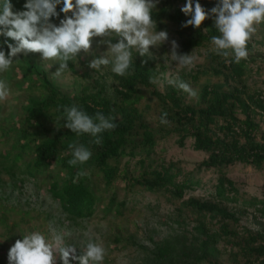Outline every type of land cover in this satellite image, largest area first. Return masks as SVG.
Segmentation results:
<instances>
[{
  "label": "trees",
  "instance_id": "trees-1",
  "mask_svg": "<svg viewBox=\"0 0 264 264\" xmlns=\"http://www.w3.org/2000/svg\"><path fill=\"white\" fill-rule=\"evenodd\" d=\"M23 2L12 0L13 10L21 9ZM201 3L208 10L215 0ZM181 5L159 0L153 19L158 30L167 31L165 22L175 28L181 53L205 50L203 63L173 77L189 86H200L201 79L205 80L195 100L187 102L188 92L175 85L159 91L157 79L165 66L155 52L150 58L134 55L132 71L124 77L112 73L111 66L110 81L104 77L98 81L86 73L83 85L72 95L52 84L29 57L21 56L23 75L32 74L39 81L40 96H29L25 116L17 126L7 129L15 139L9 149L0 150V187L3 181L13 190L18 182H31L36 188L46 186L72 225L88 220L97 210L105 216L122 217L132 209L130 194L159 195L181 219L174 221L178 229L172 235L154 241L150 238L152 248L138 246L145 253L141 264H264V224L257 221L264 219V199L245 198L225 171L236 164L264 168V93L248 82L253 66L257 75L264 74V55L255 52L256 45L262 43L248 42L247 59L226 64L210 50V37L219 35L214 20L202 24L205 31L182 28L186 17L180 12ZM145 59L147 62H142ZM69 67L73 70L72 65ZM144 99L146 104L140 107ZM72 104L89 115L100 112L114 118L116 128L102 133L101 144L93 143L88 134L77 136L58 121L57 108ZM162 112L168 114L166 125L160 123ZM170 137H176L180 148L191 138L192 149L205 158L189 172L179 163H165L157 146ZM69 143L88 147L90 160L70 166ZM205 171L217 174L213 193L209 198H185L200 186L197 176ZM221 203H239L241 209L231 211ZM183 209L195 217L189 227ZM248 216L261 228L252 230L242 225L243 217ZM113 238L116 244L122 241L117 234Z\"/></svg>",
  "mask_w": 264,
  "mask_h": 264
},
{
  "label": "clouds",
  "instance_id": "clouds-1",
  "mask_svg": "<svg viewBox=\"0 0 264 264\" xmlns=\"http://www.w3.org/2000/svg\"><path fill=\"white\" fill-rule=\"evenodd\" d=\"M159 0H24L22 8L13 10L12 0H0V74L8 73L21 56L40 54L51 61L53 76L71 71L69 61L76 63L78 54L88 53L92 41L105 50L94 56L87 67L94 72L111 66V72L124 77L132 71L134 55L152 57L151 49L168 40L167 31L156 30L154 8ZM212 0H209L211 3ZM206 10L201 0H184L180 12L186 17L182 28H201L206 20H214L219 35L210 37L211 51L225 63H240L248 57L247 44L264 24V0H215ZM170 57L179 66H190V53L179 51V42L170 41ZM147 62V59L142 61ZM179 89L194 95L190 86L178 78L169 80ZM11 95L10 83L0 78V102ZM61 127L77 136L90 135L95 144L102 143V133L116 128L114 118L97 112L89 115L76 104L59 106ZM167 112L160 116L168 124ZM57 124V122H56ZM59 128V127H57ZM70 166L88 162L92 152L79 143H69ZM83 175V173H80ZM8 248L7 264H104L107 254L102 243L83 241V248L66 243L64 234L51 235L28 231ZM7 240V239H6ZM5 240L0 241L3 243Z\"/></svg>",
  "mask_w": 264,
  "mask_h": 264
},
{
  "label": "rangeland",
  "instance_id": "rangeland-1",
  "mask_svg": "<svg viewBox=\"0 0 264 264\" xmlns=\"http://www.w3.org/2000/svg\"><path fill=\"white\" fill-rule=\"evenodd\" d=\"M183 1L174 0V3L176 6H180ZM158 5L159 2L155 8ZM165 23L168 28V40L151 49V52H155L165 66L164 74L157 79V87L160 92H164L168 86L174 85L169 83V80H173L174 76L184 75L194 66L203 63L205 58V50L196 49L190 53L193 58V63L190 66H179L174 62L170 57V41L172 39L177 40L174 34L175 28L171 24ZM98 39L92 41V48L88 53L82 51L78 54L76 63L69 61L73 70L59 77L51 74L55 70V68L50 69L52 62L41 59L40 54L25 56L29 57L32 63H36L39 69L46 73L52 84L56 85L63 93L72 95L83 85L86 80V73L97 78L98 81L103 77L110 81L108 76L110 65L103 68L101 72H94L87 67L94 56L105 50V46H97ZM249 42L262 43L256 45L255 52L264 55V27L262 24L257 26V31L252 35ZM252 68L253 73L250 74L248 82L257 85L264 93V74L257 75L256 66ZM22 70H24V64L19 62L14 64L13 69L8 73L0 74V78L7 79L11 87V95L7 100L0 102V118L3 124V129H0V150L9 149L12 141H14L15 138L7 129L12 125L17 126V123L23 119L26 114L24 106L29 96H40L39 81L32 74H26L25 77ZM204 83L205 80L201 79L199 85ZM200 86H190L194 95L187 93V102L197 98ZM145 104L146 100L144 99L140 107ZM241 117L243 118V116ZM261 128L264 132V123ZM192 141L191 138L186 139L185 147L180 148L176 144V137H170L158 144L157 153L165 163H179L180 168L185 172L192 171L196 164L205 158L202 152H196L192 149ZM225 171L227 177L234 181L239 193L245 198L264 199V168L256 169L251 166L236 164L228 167ZM216 177L217 174L214 171L202 172L197 176L200 179V186L193 192H189L185 198L189 196L209 198L214 191ZM1 178L9 181L5 175H1ZM18 183V188L14 190L6 187L4 181L0 187V241L5 240L0 243V264H7L8 248L16 239H20L21 235L28 231H41L46 235H51L53 230L62 232L66 243L75 244L81 249L83 248V241L87 239L102 243L107 252L104 264H141L145 259V253L140 251L138 246L143 245L148 249L152 248L150 238L154 241L172 235L178 229L175 222L181 219L178 218L172 205L166 203L163 197L145 192L128 195L132 209L126 210L122 217H117L114 214L105 216L100 210H97L88 220L78 221L77 225H72L65 219L58 202L46 192V186L39 184L40 186L37 185L36 188L31 185V182ZM119 196L122 197L123 193ZM222 205H227L226 207L231 211L241 209L239 203L237 206L235 203ZM183 214L188 227L193 225L195 217L192 212L183 209ZM260 219L257 221L264 224V219ZM241 222L242 225L252 230L261 228L251 216L243 217ZM115 234L122 239L118 244L113 240ZM128 238H132V240L129 241Z\"/></svg>",
  "mask_w": 264,
  "mask_h": 264
}]
</instances>
